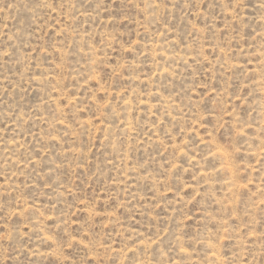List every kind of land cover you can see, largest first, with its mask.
<instances>
[{
    "label": "rangeland",
    "instance_id": "obj_1",
    "mask_svg": "<svg viewBox=\"0 0 264 264\" xmlns=\"http://www.w3.org/2000/svg\"><path fill=\"white\" fill-rule=\"evenodd\" d=\"M0 264H264V0H0Z\"/></svg>",
    "mask_w": 264,
    "mask_h": 264
}]
</instances>
